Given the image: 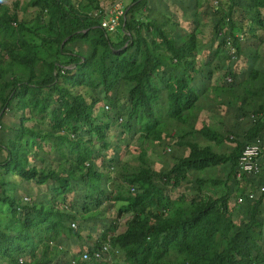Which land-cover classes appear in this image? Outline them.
Returning <instances> with one entry per match:
<instances>
[{
  "label": "trees",
  "instance_id": "16d2710c",
  "mask_svg": "<svg viewBox=\"0 0 264 264\" xmlns=\"http://www.w3.org/2000/svg\"><path fill=\"white\" fill-rule=\"evenodd\" d=\"M102 1L0 4V264H264V158L259 175L238 178L244 147L264 138V69L245 68L253 49L260 57L264 0H190L198 20L179 30L132 0L114 33ZM210 13L218 45L203 47ZM224 97L244 122L188 125ZM138 131L137 166L115 171L120 155L101 166ZM174 138L188 151L157 172L149 152ZM107 202L127 223L103 218ZM79 241L88 249L71 253Z\"/></svg>",
  "mask_w": 264,
  "mask_h": 264
},
{
  "label": "rangeland",
  "instance_id": "374dc122",
  "mask_svg": "<svg viewBox=\"0 0 264 264\" xmlns=\"http://www.w3.org/2000/svg\"><path fill=\"white\" fill-rule=\"evenodd\" d=\"M16 1H20L22 5H24L25 3L28 2V0H0V4L9 5L12 7ZM72 1L74 2V4H79L80 0H72ZM131 1L132 0H127L126 1L127 3L125 2V6L128 7V5L131 3ZM183 1L184 2L178 1V3H172L171 0H151L149 5L151 6L150 8H152L154 11L152 13H149L147 11L146 13L148 16H155L156 15V19L160 20V22H165V20H166L165 17L170 16L171 21H172L170 24H173L174 22H176L178 30L182 29V28L187 29L189 27L190 22L198 20V14H197V10L195 7V2H192L190 0H183ZM237 1H241V0H237ZM107 2H112V3H114V5H116L115 3L119 2V0H103L102 1V3H104V4H106ZM206 5L209 6L210 5L209 2H207ZM150 8H149V10H150ZM203 9H204V7L202 9L200 8L199 10H203ZM207 9H209V7ZM33 11H34L33 9H29L28 13L25 15V19L31 20L34 17ZM219 16L220 15L216 16V15L210 13V15L207 17V19H205V22H204V26H206V27H204L203 25H199V26H202L201 29L205 33V36H203L202 39H200V40H202L201 45L203 44L202 45L203 47H206V46L215 47V45L216 46L218 45V42L216 44L215 43L210 44V41H212V37L215 35V33L213 31L214 29H212V27L210 28L208 25L210 23L216 24L215 23L217 21L216 18H219ZM150 19L151 18H148V20H150ZM146 22H147V20H146ZM192 25L193 26L191 27V30L198 27V22H196V23L194 22V23H192ZM263 35H264V30L258 29L256 36L260 37ZM253 41H256L257 45H259L257 42H262L258 38L254 39ZM259 50H260V53H259L260 57H258L256 59L258 61H255L253 59L255 49H253V51L251 52L252 57L250 58L249 61L247 60L248 63H246V65H247V67H245L246 69L247 68L251 69L253 66L264 69V40H263L262 44L259 45ZM208 51L209 50H206V53H208ZM248 56H249V54H248ZM219 61L220 60L217 59L216 63H218ZM234 61L242 63L243 59L240 58V59H237ZM235 62H233V63H235ZM223 63H225V61H223ZM209 97H211V98L208 100V102L209 103H211V101L214 102V100H212L213 94H209ZM228 100H229L228 97H224L222 99V101L227 104L226 106L225 105L224 106H221V105L215 106V107H212V109L211 108L207 109L206 112H200V113L198 112L195 119H190L188 125L189 126H195L197 128H201L204 124H207L214 129L220 130L222 127V124H226L229 121L239 120V122H244L245 120L243 121V119H242L243 115L239 111H237L238 108L236 106L235 107L229 106ZM202 102H205V101L201 100L200 103H202ZM106 110H108V109H106ZM108 111H110V110H108ZM6 125L11 126V124L9 122H7ZM188 125L185 128H187ZM140 135L141 134L139 133V131L134 133V135L131 136V138L134 140L132 141V143L130 142L131 146H129L128 144H126V141H124V139L129 140L130 135L128 136V134L125 133V135H123V139L121 141H119V143L121 144V148H119L120 149L119 153L117 152L115 155L114 147L117 146V143H118V142H116L114 144V147L111 146V148L108 151H105L104 154L106 155V157H103L102 160L100 161L101 166L103 163L105 166H110L111 165V163H110L111 158L110 159H107V158H109L112 155H113V157L120 155L121 160H122V161L119 160V162H118L119 167H117L115 169V171H117L121 167V165L125 164V163H127V167H129V168L132 167V166H130V164L137 166L138 163H137V160L135 158L138 157L139 151L136 148L138 143H135V139L138 138ZM188 139H191V138H188ZM174 141H175V138L168 140L166 142L167 145H164V146L156 145V147H155L156 149H155L154 154L149 152V156H150L149 166L150 167L153 166V168L157 172L162 173V172L168 171V169L173 164L175 157H177V156L181 157V156L186 155L188 149L187 148L186 149H179L176 145L175 146L173 145ZM231 145H232L231 143L227 142V146H231ZM141 146H143V147L145 146L147 148L148 147L149 148L154 147V146H152V144L150 145L148 142H146V145L142 144ZM157 149H159L160 151ZM131 154H132V156H130ZM56 159L59 160L58 156L56 157ZM108 187H109V189L112 188V185L110 182H109ZM186 188L189 189V185ZM188 189H186V190H188ZM183 191H185L184 187L182 189H178L174 194V198H178L180 193ZM43 192H46L44 190V188H41V190H39V188H34L30 194L40 196V194H42ZM24 193H28V190L26 189L24 192H20L21 195ZM23 197L25 198V200L29 201L30 197H27V198L25 196H23ZM118 207H119V205L115 206L114 203L112 204L111 202H107L100 208V210H102L101 214H102L103 218L106 217L108 219L107 220L108 223H111L113 220H116V222H119V223H122V222L127 223V220L129 219V217H128L129 215H127V216L118 215V211H117ZM96 223L98 226H101V223L97 222V219L91 221L92 225H94ZM117 228H118L117 232H119V233L123 232L126 229V227L123 225H118ZM91 230H92V228H91ZM86 233H88V232H86ZM93 234H94V239H96V237H95L96 231H93ZM87 244H89V243L84 244L81 241H79L78 247H77V246H74L73 242H70L69 246H71V247H69V249H71V253L78 252L80 249L86 251L88 249ZM64 257H65L64 255H61V257L58 258L59 260L56 264H67L66 258H64Z\"/></svg>",
  "mask_w": 264,
  "mask_h": 264
},
{
  "label": "built area",
  "instance_id": "2783aa9c",
  "mask_svg": "<svg viewBox=\"0 0 264 264\" xmlns=\"http://www.w3.org/2000/svg\"><path fill=\"white\" fill-rule=\"evenodd\" d=\"M125 0H119V2L114 3L107 2L106 4L101 3V12L104 14V19L102 22V28H104L108 33H114L121 30L123 22H126V6ZM217 4V2H215ZM242 38V36H241ZM232 53L234 49L231 48ZM231 81V79H229ZM264 158V138L257 140L255 143L247 144L241 154L239 167L240 172L238 173V178L241 179L244 175L247 176H257L261 173V160ZM264 191V188L261 189ZM250 199H255L257 196L254 193L248 194ZM245 198L240 196L238 199V204H243ZM75 227V224H73ZM87 258V256H85Z\"/></svg>",
  "mask_w": 264,
  "mask_h": 264
},
{
  "label": "crops",
  "instance_id": "0c3cea01",
  "mask_svg": "<svg viewBox=\"0 0 264 264\" xmlns=\"http://www.w3.org/2000/svg\"><path fill=\"white\" fill-rule=\"evenodd\" d=\"M125 1H127V0H125ZM127 3V2H126ZM130 5V4H129Z\"/></svg>",
  "mask_w": 264,
  "mask_h": 264
}]
</instances>
